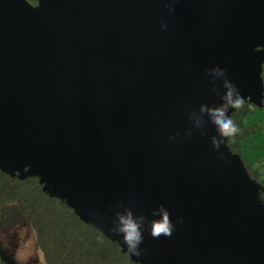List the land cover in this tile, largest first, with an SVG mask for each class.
I'll return each mask as SVG.
<instances>
[{"label": "water", "instance_id": "1", "mask_svg": "<svg viewBox=\"0 0 264 264\" xmlns=\"http://www.w3.org/2000/svg\"><path fill=\"white\" fill-rule=\"evenodd\" d=\"M263 65L264 0H0V171L132 263L264 264L263 187L211 118L226 85L263 107Z\"/></svg>", "mask_w": 264, "mask_h": 264}, {"label": "trees", "instance_id": "2", "mask_svg": "<svg viewBox=\"0 0 264 264\" xmlns=\"http://www.w3.org/2000/svg\"><path fill=\"white\" fill-rule=\"evenodd\" d=\"M27 1L36 5V0ZM262 80L264 87V75ZM253 108L245 104L230 116L240 132L229 139L228 147L240 157L249 177L262 185L259 197L264 203V180H259L260 173L248 165L243 154L251 130L245 120ZM0 230L3 236L25 231V239L33 238L43 264H135L116 243L82 223L63 202L50 198L33 177L20 179L0 171Z\"/></svg>", "mask_w": 264, "mask_h": 264}, {"label": "rangeland", "instance_id": "3", "mask_svg": "<svg viewBox=\"0 0 264 264\" xmlns=\"http://www.w3.org/2000/svg\"><path fill=\"white\" fill-rule=\"evenodd\" d=\"M262 75H264V65ZM245 125L251 127V130L249 144L244 146L243 154L248 165L260 173L259 180L263 181L264 107L253 108L245 120ZM12 236L15 237L11 239ZM25 237V231H10L6 236L0 233V264H43L42 256L36 249L33 238L25 239Z\"/></svg>", "mask_w": 264, "mask_h": 264}, {"label": "clouds", "instance_id": "4", "mask_svg": "<svg viewBox=\"0 0 264 264\" xmlns=\"http://www.w3.org/2000/svg\"><path fill=\"white\" fill-rule=\"evenodd\" d=\"M219 74L220 73H218V75ZM226 88H228L227 104L237 110L242 108L245 105L244 100L239 95H236L234 90L228 87V85H226ZM211 118L221 137L231 139L240 132V129L235 124L234 120L226 115V109L214 110L211 113ZM213 143L215 146L217 142L214 141ZM118 221L119 227L117 231L123 234V240L127 245L129 254L139 256L140 253L138 247L143 240L139 230V224L133 221L130 213L124 216H119ZM173 232L174 226L172 223L169 220L162 218L160 221L152 224L149 234L153 238H159L161 236L171 237Z\"/></svg>", "mask_w": 264, "mask_h": 264}]
</instances>
